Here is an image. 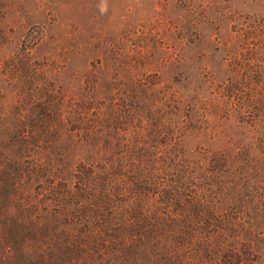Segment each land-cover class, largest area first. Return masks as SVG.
<instances>
[{
    "label": "rangeland",
    "instance_id": "1",
    "mask_svg": "<svg viewBox=\"0 0 264 264\" xmlns=\"http://www.w3.org/2000/svg\"><path fill=\"white\" fill-rule=\"evenodd\" d=\"M263 117L264 0H0V264L114 260L80 186L113 146L164 174L249 149L262 214Z\"/></svg>",
    "mask_w": 264,
    "mask_h": 264
},
{
    "label": "trees",
    "instance_id": "2",
    "mask_svg": "<svg viewBox=\"0 0 264 264\" xmlns=\"http://www.w3.org/2000/svg\"><path fill=\"white\" fill-rule=\"evenodd\" d=\"M252 133L264 136V117ZM113 149L116 157L112 152L104 162L84 164L80 182L84 224L89 229L98 224L93 231L104 225L117 231L110 264H264V210L262 216L255 207L252 219L244 180L232 175L245 173L243 153L249 149L231 158L207 152L184 156L169 165L168 174L129 157L128 148ZM102 150L106 155L107 148ZM200 176L211 183L198 186Z\"/></svg>",
    "mask_w": 264,
    "mask_h": 264
}]
</instances>
